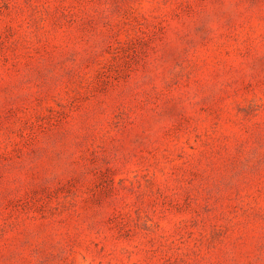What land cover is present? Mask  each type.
Returning a JSON list of instances; mask_svg holds the SVG:
<instances>
[{
    "label": "rangeland",
    "instance_id": "rangeland-1",
    "mask_svg": "<svg viewBox=\"0 0 264 264\" xmlns=\"http://www.w3.org/2000/svg\"><path fill=\"white\" fill-rule=\"evenodd\" d=\"M0 264H264V0H0Z\"/></svg>",
    "mask_w": 264,
    "mask_h": 264
}]
</instances>
